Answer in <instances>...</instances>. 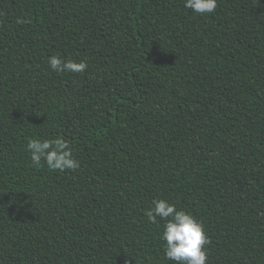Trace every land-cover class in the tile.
I'll use <instances>...</instances> for the list:
<instances>
[{
    "label": "trees",
    "instance_id": "trees-1",
    "mask_svg": "<svg viewBox=\"0 0 264 264\" xmlns=\"http://www.w3.org/2000/svg\"><path fill=\"white\" fill-rule=\"evenodd\" d=\"M57 135L77 170L32 165ZM155 199L264 264V0H0V264H176Z\"/></svg>",
    "mask_w": 264,
    "mask_h": 264
},
{
    "label": "clouds",
    "instance_id": "clouds-1",
    "mask_svg": "<svg viewBox=\"0 0 264 264\" xmlns=\"http://www.w3.org/2000/svg\"><path fill=\"white\" fill-rule=\"evenodd\" d=\"M184 7L198 15L213 13L217 8V0H184ZM17 23H24L17 19ZM48 66L57 73H83L88 67L86 61L79 62L52 54L47 59ZM30 154L32 165L39 168L41 162L51 171L77 170L80 162L75 158L68 140L57 135L51 138H29L26 149ZM148 220L164 221L161 239L164 241L165 259L176 264H206V245L210 243L204 227L193 215L185 210L177 209L175 204L164 199H155L146 211Z\"/></svg>",
    "mask_w": 264,
    "mask_h": 264
}]
</instances>
